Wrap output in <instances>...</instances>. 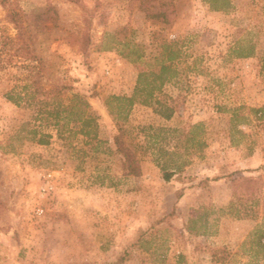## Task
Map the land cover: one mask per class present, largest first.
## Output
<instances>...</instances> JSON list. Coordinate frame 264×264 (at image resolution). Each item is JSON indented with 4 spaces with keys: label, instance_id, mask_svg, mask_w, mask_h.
Wrapping results in <instances>:
<instances>
[{
    "label": "rangeland",
    "instance_id": "obj_1",
    "mask_svg": "<svg viewBox=\"0 0 264 264\" xmlns=\"http://www.w3.org/2000/svg\"><path fill=\"white\" fill-rule=\"evenodd\" d=\"M230 3L0 0V264H216L223 252L221 264H264V0ZM167 45L177 74L157 98L175 112L131 109L121 124L142 175L125 178L105 101L131 96ZM11 90L28 95L21 106ZM79 99L96 140L74 114L48 115L84 110ZM241 202L252 219L229 214Z\"/></svg>",
    "mask_w": 264,
    "mask_h": 264
},
{
    "label": "trees",
    "instance_id": "obj_2",
    "mask_svg": "<svg viewBox=\"0 0 264 264\" xmlns=\"http://www.w3.org/2000/svg\"><path fill=\"white\" fill-rule=\"evenodd\" d=\"M206 5L209 6V9L213 12H227L231 8L230 0H203ZM12 21L17 24V20L14 19V15H11ZM176 46V45H175ZM174 45H167L164 47L166 51H169V56L167 57L166 61L159 62L155 65L154 68L150 69H139L138 76L136 80V85L133 90L131 96H110L105 101V106L108 110L110 117L117 125V133L113 138V145H114V153L118 155L121 159V170L123 172V176L125 178H139L142 175V169L140 160L136 152L131 148L130 144L127 142L126 131L121 124L124 121L128 120L129 113L131 109L136 105L146 106V107H154L157 106L158 109H154L155 112L163 119L170 120L174 114V108L168 105L166 102L162 101L161 99L157 98V94H160L162 91V87L170 82L172 78L175 77L177 74L176 67L174 66V62L179 55V50H175ZM131 53L135 56L134 63L140 61L143 58V53L141 49L135 46ZM253 50L246 54H239L237 58L245 59L252 57ZM27 89V87H24ZM60 91H68L71 89L68 85H62L58 88ZM28 96V95H27ZM26 95L22 94H15L13 90L7 93L6 98L7 100L14 104L15 106H21L22 102H24L27 98ZM30 97V96H29ZM78 99V97H76ZM79 105L84 107V110L79 108L77 113H73L68 109H55L52 112L48 113L49 116H54L56 119L55 125L59 126L62 113H69L76 117L74 119L75 123H78V132L85 138L94 139L98 138V130H99V117L94 116L92 113H87L86 108H89V104L86 102H82L81 99L77 102ZM60 107V104H58ZM73 110V109H72ZM254 115H257L260 111L252 110L251 111ZM246 122V121H244ZM34 138L39 134L37 131H32L31 133ZM37 144L39 145H48L49 141L47 137L40 136L37 139ZM199 150L200 151L206 145L203 143H199ZM187 162H184L180 167H177V171L180 172L181 168L187 166ZM160 170L162 172V179L165 182H170L172 178L175 176L176 170L171 171L168 165H159ZM243 181L250 182L252 179L250 178H243ZM245 203L241 202L239 206L234 205L231 203L228 207L229 214L232 215L237 220H249L252 219V215L247 213V210L244 208ZM189 231H193V227L188 228ZM257 239H256V246L258 249L264 250V226L256 231ZM218 253L214 255L217 257ZM223 255L221 258L216 259L215 263H223L227 257L225 256L226 253H221Z\"/></svg>",
    "mask_w": 264,
    "mask_h": 264
}]
</instances>
